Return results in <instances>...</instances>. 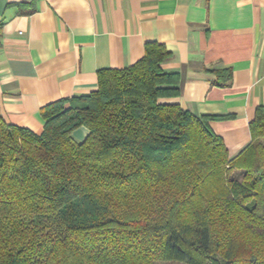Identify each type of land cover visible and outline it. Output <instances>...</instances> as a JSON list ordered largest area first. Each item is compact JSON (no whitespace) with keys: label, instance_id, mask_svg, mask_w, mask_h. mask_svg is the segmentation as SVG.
Returning a JSON list of instances; mask_svg holds the SVG:
<instances>
[{"label":"trees","instance_id":"obj_1","mask_svg":"<svg viewBox=\"0 0 264 264\" xmlns=\"http://www.w3.org/2000/svg\"><path fill=\"white\" fill-rule=\"evenodd\" d=\"M170 57L148 43L100 71L97 91L42 109L41 134L0 116V264H264V107L231 158L222 117L161 103L180 95Z\"/></svg>","mask_w":264,"mask_h":264},{"label":"crops","instance_id":"obj_2","mask_svg":"<svg viewBox=\"0 0 264 264\" xmlns=\"http://www.w3.org/2000/svg\"><path fill=\"white\" fill-rule=\"evenodd\" d=\"M148 43L166 47L161 68L180 79L161 103L222 117L212 128L238 156L264 107V0H0V116L41 134L44 107L97 91L100 71L133 66Z\"/></svg>","mask_w":264,"mask_h":264},{"label":"rangeland","instance_id":"obj_3","mask_svg":"<svg viewBox=\"0 0 264 264\" xmlns=\"http://www.w3.org/2000/svg\"><path fill=\"white\" fill-rule=\"evenodd\" d=\"M168 264H176V263H168Z\"/></svg>","mask_w":264,"mask_h":264}]
</instances>
